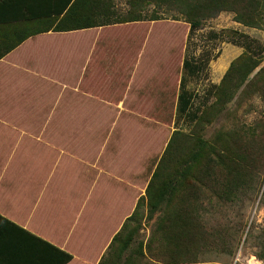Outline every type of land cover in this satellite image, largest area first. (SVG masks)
I'll return each mask as SVG.
<instances>
[{
    "label": "rangeland",
    "instance_id": "rangeland-1",
    "mask_svg": "<svg viewBox=\"0 0 264 264\" xmlns=\"http://www.w3.org/2000/svg\"><path fill=\"white\" fill-rule=\"evenodd\" d=\"M119 5L124 7V1ZM120 25L102 32L114 42L109 50H98L97 54L107 60L112 54L116 59H137L136 80L120 83L118 76H107L102 81L81 83V88L87 83L86 92L92 96L85 99L82 93L68 91L67 63L57 61V53L52 51L59 43L50 39L30 41L0 60V122L27 123L31 125L26 127L29 133L44 130V137L53 139H106L108 148L120 149L123 161L137 163L141 176H146L154 170L172 132L191 129L183 121L175 122L185 55L203 62L201 71L186 85L194 93L196 105L216 91L233 61L241 56L258 61L253 70L258 79L249 75L222 113L202 132L206 139L220 132H237L236 141L242 143L246 157L248 154L255 159L254 165L247 167L251 182L242 201L208 220L209 225L222 229L233 254L215 251L206 254L203 262L183 264H263L258 255L264 248V28L245 27L229 12L206 20L189 38V26L182 20ZM238 33L246 36L245 40H235L248 44L250 52L246 55L245 46L234 44ZM77 37L80 35L68 40L77 42ZM114 46H118L116 53L111 51ZM74 59L81 60L79 56ZM88 107L92 111H85ZM43 123L50 126L37 127ZM5 132L0 129V138L18 137L16 131ZM142 212L136 238L145 245L154 220L147 221L144 208ZM151 260L148 264L157 263Z\"/></svg>",
    "mask_w": 264,
    "mask_h": 264
},
{
    "label": "trees",
    "instance_id": "trees-1",
    "mask_svg": "<svg viewBox=\"0 0 264 264\" xmlns=\"http://www.w3.org/2000/svg\"><path fill=\"white\" fill-rule=\"evenodd\" d=\"M120 1L0 0V60L28 38L46 32L166 19L187 23L189 38L206 20L222 12L232 13L234 20L245 27L264 28V0H123L124 7ZM238 38L245 40L246 36L238 33L234 39V44L246 47V55L250 52L248 44L235 41ZM202 63L186 55L182 62L175 122H185L190 131L172 132L144 195L97 264H148L151 259L155 264L195 263L205 261L204 256L215 251L232 256L222 229L209 225L208 220L242 201L251 182L247 167L253 166L255 159L248 154L246 157L242 143L236 141L237 132H220L212 139H206L202 132L222 113L249 75L258 79L253 70L259 63L244 56L233 61L216 91L196 105L195 95L186 85L201 71ZM211 98L215 100L209 103ZM141 208L147 221L154 220L145 245L136 238L141 228ZM0 220L19 229L2 217ZM34 239L46 247L44 259L53 255V264L72 260L69 253ZM258 257L264 260V248ZM44 259L41 264H48Z\"/></svg>",
    "mask_w": 264,
    "mask_h": 264
},
{
    "label": "crops",
    "instance_id": "crops-1",
    "mask_svg": "<svg viewBox=\"0 0 264 264\" xmlns=\"http://www.w3.org/2000/svg\"><path fill=\"white\" fill-rule=\"evenodd\" d=\"M121 26L41 33L13 51L37 39L57 41L51 50L57 61L67 63L68 91L91 99L87 83L83 88L81 83L107 76H118L120 83L136 80L137 59H116L114 54L108 58L106 52L107 60L97 54L114 42L102 32ZM76 35L80 38L70 43ZM75 56L81 60L74 61ZM27 126L0 122L5 133L18 132V137L0 138V217L28 233L0 220V264H41L46 247L34 237L72 255L67 264H97L144 195L153 170L141 176L138 164L124 162L121 150L108 148L106 139H53L44 137V130L29 133ZM52 256L44 261L53 264Z\"/></svg>",
    "mask_w": 264,
    "mask_h": 264
}]
</instances>
